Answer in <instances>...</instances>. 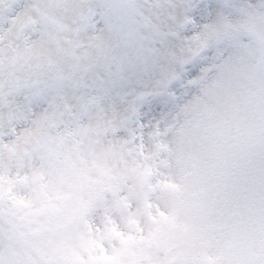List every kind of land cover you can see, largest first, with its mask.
I'll return each instance as SVG.
<instances>
[{
	"label": "snow or ice",
	"instance_id": "obj_1",
	"mask_svg": "<svg viewBox=\"0 0 264 264\" xmlns=\"http://www.w3.org/2000/svg\"><path fill=\"white\" fill-rule=\"evenodd\" d=\"M0 264H264V0H0Z\"/></svg>",
	"mask_w": 264,
	"mask_h": 264
}]
</instances>
